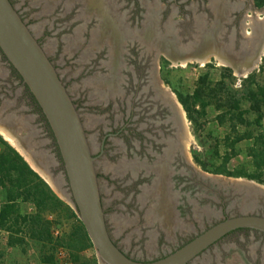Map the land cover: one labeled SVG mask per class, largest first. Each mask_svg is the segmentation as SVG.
Returning a JSON list of instances; mask_svg holds the SVG:
<instances>
[{"label":"flooded vegetation","instance_id":"1","mask_svg":"<svg viewBox=\"0 0 264 264\" xmlns=\"http://www.w3.org/2000/svg\"><path fill=\"white\" fill-rule=\"evenodd\" d=\"M10 2L14 6L12 0ZM108 3L112 6L111 9H106ZM66 4L72 6L64 12L61 6ZM113 5H118L121 13L125 14L126 25L131 33L133 32L132 39H126L124 46L122 34H119L116 25L110 21H115ZM58 7H61L55 14L58 49L68 47L72 50L76 47V43L64 42L65 34L71 29V33L77 34L76 39L89 35L92 27L91 23L83 24L82 20L85 19H93L97 23L99 38L111 40L110 56L106 54L107 45L104 43L101 45H105L103 48L97 47L98 50L101 48L97 53L98 60L89 61L95 65L107 63V66L102 68L103 75L96 77L98 80L95 81V86L101 89L104 95L113 97L103 107V114H114L116 127L107 124L101 126L99 152L96 156L93 153L92 155L96 160L101 158L108 162L127 164L125 174L119 179L122 184L125 179L132 182L126 187L125 193H133V196L137 197L147 190L149 197H153L154 207H143L144 212L150 210L155 216L153 223L157 233L153 238L149 237L150 243H153L152 247L140 243L136 252L129 254L121 244L113 240L108 229L111 239L117 248L132 260L151 262L164 258L213 226L200 230L199 222L193 219L192 231L187 232L184 229L183 221L194 217L200 198L209 197L205 202L214 204L217 199L223 218H227L225 215L228 199L211 185L205 184L201 174L188 161L185 127L177 108L179 103L177 101V104H174L177 109H173V106L164 100L159 86L161 81L158 80L157 70L169 65L170 60L157 58L156 50L152 47L153 39L160 41L169 34L174 25L176 30L179 28L178 35L184 38H190L193 34L204 38L198 45L199 50L197 49V52L202 51L196 54L211 51L221 54L224 50L231 54V38L237 43L241 41L249 29L247 18L261 12L264 6L257 8L255 0H59ZM84 7L87 9L82 10ZM20 17L25 22L24 17ZM219 37L223 39L222 49L216 46ZM149 38L152 40L147 42L146 39ZM209 39L213 41L212 45ZM37 40L44 49L41 41ZM193 52L190 53L195 54ZM48 58L57 70L56 63ZM0 60L6 63L1 52ZM210 60H214V57ZM85 64L77 68L87 67L88 64ZM6 66L9 74L7 79H0V102L10 99L12 85L22 90L21 95L16 97L15 109H26L29 115L34 116L37 127L50 142L53 154L62 169L53 134L38 104L33 96H30L26 86L13 78L10 65L6 63ZM58 76L60 77L59 73ZM61 81L66 87L64 81ZM11 111L13 108L0 106V122H6V117ZM114 138L117 140L116 147L112 149L109 142ZM173 225L176 226L175 229ZM168 229L173 231V234ZM166 244L175 246L165 252L163 248ZM129 247L131 248L132 244ZM263 247V233L239 229L221 238L188 264H237L235 259L243 264H264Z\"/></svg>","mask_w":264,"mask_h":264},{"label":"rangeland","instance_id":"2","mask_svg":"<svg viewBox=\"0 0 264 264\" xmlns=\"http://www.w3.org/2000/svg\"><path fill=\"white\" fill-rule=\"evenodd\" d=\"M12 2L19 14L24 17L33 35L36 39L41 41L48 57L56 63L57 71L66 84L70 96L80 113L85 126L86 136L91 147V152L94 156L98 155L101 139L99 131L101 130V126L107 124V126L116 127L114 120L116 116L114 114H103V107L107 105L109 99L113 97L104 95L101 89L95 86V81L98 80L96 77L103 75V69L107 66V63L95 65L89 60L92 59L93 61H97V53L100 52L99 50L105 45H107L105 50L108 51L106 54L110 56L112 48L110 45V38L108 40L99 38L100 33L97 31V23L93 19H85L82 20L84 25L91 23L92 28L89 30V35L86 38L79 36L76 39L75 35L77 34L74 35L71 33V29L65 34L64 42L65 44L76 43V47L72 50L68 47L58 49V25L55 24L57 22L55 14L59 8L61 9L62 7L65 12V10L68 11L72 5L66 4L65 6L58 7L59 0H12ZM105 7L106 9H111L112 6L108 3ZM86 9L85 7L82 8V10ZM113 9L115 11V21H110L116 25L119 34H122L121 37L124 46L126 39H132L133 32L131 33L128 25H126L125 14L121 13L119 6L113 5ZM92 16H90V18H92ZM247 20V27H249V29H247V34H245L243 39L238 43L231 38V51L245 52L252 46V42H255V44L261 43L264 36V12H257L253 14V16L247 18ZM178 32L179 28L176 30V27L173 25L169 34L161 38V40L171 36L174 37L176 41L179 40L181 45L189 46L194 42L197 36V34H193L190 38H184L178 35ZM149 40L151 41L152 39H146L147 42ZM161 40L158 41V39H153V47L156 50L157 58L164 57L167 59L163 52L157 49L158 46H162L163 44ZM218 41L222 42L223 39L219 37ZM104 43L105 45L101 47ZM97 47L101 48L98 50ZM57 53H59L58 56ZM191 60L193 61L187 64L180 62L173 63L170 61L169 65H164L157 70L158 80L161 81L159 82V86L164 100H166L169 105L173 106V109L176 110L178 108L179 114L181 113L183 119L185 118V133L188 132L189 136L188 144H186L187 147H185L188 161L193 165L194 169L201 174L205 184L211 185L215 190L227 197L226 199H228V202L226 201L227 206L225 215L227 218L236 216L242 211L253 212L264 216V184H259L243 178L228 179L224 176H217L204 172L193 160V156H196L210 170L219 165L221 161L220 158L224 156L226 150L224 140L231 134L230 128L227 124L221 126L216 122V116L220 112L216 110L215 105H210L206 109V115L199 118L196 125L189 122L186 118V114L182 112L181 106L177 104V99L171 88L184 94L192 93L197 86L199 77L207 76V81L213 86L222 79L223 75H228V72L224 71V69H229L231 71L232 69L228 66L227 62L218 57H214V60L207 59L208 62L206 61L204 64L199 60L194 61V58H191ZM84 63L88 64V66L77 68ZM260 63L261 62H259L258 65H260ZM206 65L210 66L207 67ZM258 68L259 66L254 71H257ZM8 72L6 63L0 60V79H7ZM232 74L236 78L234 88L239 89L240 80L243 78L236 77L233 71ZM79 79H81V81H79ZM163 80H167L171 87L165 85L162 82ZM259 81L264 83V76H262ZM226 85L227 87L230 85L228 80H226ZM11 89L12 91L9 93L10 99L4 102L2 101V103L0 102V106H4L8 109L13 108L11 114L25 121L24 127L18 130V134L23 138L33 136L34 141H36V143L34 142L36 147L39 145H46V150L49 149L50 153L53 154L50 142L45 138L42 130L37 127L34 116L29 115L26 109H15L16 97L21 95L22 90L15 85H12ZM1 97L3 98V94H1ZM174 104H177V108ZM243 109L246 111V119L254 121L255 114L249 110L248 103L245 102L243 104ZM251 129L254 133L257 131L264 132V117L260 128L252 127ZM237 131L243 133L245 128L238 126ZM0 137L7 142L1 134ZM116 141L115 138L110 140L109 143L112 149H115ZM252 143V141H242L236 146L237 155L228 163V168L230 170L244 166L249 173L253 172L250 165V158L247 156L248 149L252 146ZM43 149L45 150V148ZM217 153L219 154L218 156L216 155ZM24 160L26 161L25 158ZM95 165L105 218L113 240L121 244L129 254L136 252L137 248L140 247V243H142L143 246L152 247L153 243H150L151 240H149V237L153 238L157 233L153 223L155 216L150 213V210L144 212L143 207H145V209L148 208V206L149 209L153 208V197H149L146 192L147 190H144L142 195L137 196L138 198L133 196V193H125L126 187L132 184V182L131 180L125 179L122 184L119 179L125 174L124 171L127 169V164H122L121 162H108L105 159L98 158ZM54 173L59 174L56 168L54 169ZM45 181L51 185L49 180L47 181L45 179ZM62 186L63 188L66 187L63 183ZM51 187L53 186L51 185ZM51 190L62 202L74 211L72 206L61 197L55 189L52 188ZM207 199H209V197L200 198L198 201L200 204H197L194 217L183 221L182 224L187 232L192 231L194 224L193 219L199 222L200 230L226 219L223 218L224 215L221 214L222 210L217 199L215 200L216 204L205 202ZM210 201L212 200L210 199ZM2 203L3 193L0 192V204ZM47 209L45 213L41 214V217H43L44 221L47 223H45V226L49 227V236L44 234V239L41 241H37L33 238L31 228L26 227L23 229V243H18L14 247H9L7 245L8 234L4 231H0V264H58L57 255L60 251L65 252L67 257L66 264H93L95 262L100 264L93 246L87 247L81 251H76V249L70 246L71 236L79 229L76 219L63 207H57L53 204L48 206ZM20 212L22 214H35L36 208L32 204H20ZM173 227L174 229L176 228L174 225ZM199 229H197V232ZM169 232L173 234V231L169 230ZM145 243L147 245H144ZM130 244H132L131 248L129 247ZM174 246L166 244L163 250L167 252ZM134 255L136 256L137 254ZM234 261L237 264H243L240 263V260V262H237L236 259Z\"/></svg>","mask_w":264,"mask_h":264},{"label":"water","instance_id":"3","mask_svg":"<svg viewBox=\"0 0 264 264\" xmlns=\"http://www.w3.org/2000/svg\"><path fill=\"white\" fill-rule=\"evenodd\" d=\"M261 12H264V8ZM211 39L216 41L215 38ZM211 39L210 45L213 42ZM161 41L163 44L157 49L173 63L187 64L193 61L191 58L200 61L201 58L210 60L211 57H218L227 62L236 77L242 78L251 74L264 57V36L261 43L252 42V46L245 52L231 51L230 54L224 50L223 55L212 51L205 54L190 53V49H196L204 41L199 35L188 46L189 50L171 36ZM216 46L222 49V42L217 41ZM0 52L6 63L19 75L45 117L59 152L62 169L55 155L49 149L46 150V145L36 147L33 136L23 138L18 134V130L24 127L25 121L22 118L8 115L6 122H0V128L17 142L39 171L48 177L53 189L72 206L85 228L100 264H188L231 232L250 229L264 234V216L242 211L214 224L164 258L139 262L127 257L114 244L107 228L96 172V158L92 155L80 114L45 50L10 0H0ZM55 168L59 174L54 173ZM31 169L36 172L32 167Z\"/></svg>","mask_w":264,"mask_h":264},{"label":"trees","instance_id":"4","mask_svg":"<svg viewBox=\"0 0 264 264\" xmlns=\"http://www.w3.org/2000/svg\"><path fill=\"white\" fill-rule=\"evenodd\" d=\"M255 6L262 8L264 0H255ZM10 68L13 78L21 81L16 71L11 66ZM224 71L228 72V75H223L213 86L207 81V76L199 77L192 93L184 94L171 88L189 122L196 125L198 119L206 115V109L210 105H215L216 110L220 112L216 116V122L221 126L227 124L230 128L231 134L224 140L226 150L224 156L220 158L219 165L210 170L196 156H193V160L204 172L264 184V132L254 133L251 129L260 128L264 117V83L259 81L264 76V57L257 71L240 80L239 89L234 88L236 78L232 71L229 69ZM226 80L229 81V87ZM163 81L171 87L167 80ZM26 90L28 91L27 88ZM30 96L32 97L31 94ZM245 102L249 104V110L255 114L254 121H249L245 117L246 111L243 109ZM238 126L244 127L245 131L239 133ZM242 141L253 142L247 152L253 169L250 173L244 166L234 170L228 168L230 160L237 155L236 146ZM0 144V192L3 193V203L0 204V231L8 234L7 245L14 247L18 243H23V229L26 227L31 228V234L37 241L43 240L44 234L49 236V227L45 226L47 223L41 214L48 210V206L54 204L65 208L78 222L79 229L71 236L70 246L76 251L91 247L92 244L77 213L62 202L24 158L1 137ZM20 204H32L36 208V213L22 214Z\"/></svg>","mask_w":264,"mask_h":264},{"label":"bare ground","instance_id":"5","mask_svg":"<svg viewBox=\"0 0 264 264\" xmlns=\"http://www.w3.org/2000/svg\"><path fill=\"white\" fill-rule=\"evenodd\" d=\"M179 41V40H178ZM191 44V43H190ZM187 45H189V44H187ZM185 46V45H184ZM186 47H184V49H185ZM187 49H188V46H187ZM197 49H198V46L196 47V49H194V50H192V49H188L189 50V52H193V53H200L202 50H200V52H197ZM187 50V51H188ZM199 50V49H198ZM171 52H174V51H172L171 50ZM204 52V51H203ZM208 53V52H207ZM224 53V52H223ZM174 54H176L175 52H174ZM222 54V53H221ZM223 55V54H222ZM222 57V56H221ZM207 61V59H202V60H200V62L202 63V64H204L205 62ZM221 62V61H220ZM183 113H184V111H182ZM180 116H181V119H182V121H183V126L184 127H186V124H185V118L183 119V117H182V115H181V113H180ZM0 134H1V136L12 146V147H14L25 159H26V161L32 166V168L36 171V172H38L43 178H45L47 181L49 180L48 179V177L46 176V175H44L43 173H41L40 171H39V169L32 163V161L30 160V158H29V156H27L23 151H22V149L20 148V146L17 144V142L6 132V131H3V130H1L0 129ZM185 137V144H188V132H186L185 133V135H184ZM50 182V181H49ZM51 183V182H50ZM51 185L53 186V184L51 183ZM52 188H54V186L52 187Z\"/></svg>","mask_w":264,"mask_h":264},{"label":"built area","instance_id":"6","mask_svg":"<svg viewBox=\"0 0 264 264\" xmlns=\"http://www.w3.org/2000/svg\"><path fill=\"white\" fill-rule=\"evenodd\" d=\"M57 258H58V264H66L67 261V257L65 255V252L64 251H60L57 255Z\"/></svg>","mask_w":264,"mask_h":264}]
</instances>
